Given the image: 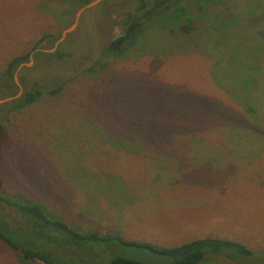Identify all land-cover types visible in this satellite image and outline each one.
I'll return each mask as SVG.
<instances>
[{"label":"rangeland","instance_id":"rangeland-1","mask_svg":"<svg viewBox=\"0 0 264 264\" xmlns=\"http://www.w3.org/2000/svg\"><path fill=\"white\" fill-rule=\"evenodd\" d=\"M146 2L98 0L77 19L88 3L0 0V73L28 53L0 80V98L21 91L0 104V193L141 246L235 238L252 254L201 264H264V0L167 2L108 52ZM47 33L61 35L35 46ZM33 84L41 97L13 109ZM16 253L0 239V264Z\"/></svg>","mask_w":264,"mask_h":264},{"label":"trees","instance_id":"trees-1","mask_svg":"<svg viewBox=\"0 0 264 264\" xmlns=\"http://www.w3.org/2000/svg\"><path fill=\"white\" fill-rule=\"evenodd\" d=\"M90 1L80 0V4L85 5ZM173 1L176 0H157L156 4L151 9H148L141 18L132 20L130 15L129 21L131 24L127 29V33L114 40L110 44L108 52H122L124 40L129 37H137L144 29L145 19L154 17L157 12L156 9L160 5ZM147 6L146 0H140L138 10L140 11ZM60 35L44 34L36 41L35 46L40 45L51 36L59 38ZM27 57L28 53H18L8 60L5 70L0 73V80L4 75H12L17 66ZM93 68H95V65H93ZM42 93L39 86L33 84L29 91L13 101L12 108L21 109L25 105L35 102L41 97ZM0 129L2 132L0 136L1 150L6 137V129L3 124H0ZM2 180L0 175V188L3 184ZM4 199L5 197L0 193V204L3 203L6 209L17 210L19 218H15L10 213L5 212L0 205V239L8 247L19 253V260L23 264H62L65 261L63 259L68 260L66 263L64 262L65 264H80L74 255L75 251L85 253L86 258L89 257L88 255H93L95 263H103L106 260L105 264H142L128 259L125 255V245L135 243L133 241L125 240L121 236L111 233L101 234L100 231L81 228L71 222L55 218L46 213L37 204L15 202L11 198L6 199V201ZM12 217L13 220H11ZM6 228L8 232L4 233L3 231ZM147 246L156 251L170 253L171 264H201L208 253L224 254L235 260H239V257H241L238 256L239 254H252L251 248L245 242L229 237L208 236L195 238L184 243L161 248H154L151 244H147ZM116 247H120L122 251L117 252ZM96 249H99V252ZM107 256L111 258L107 259Z\"/></svg>","mask_w":264,"mask_h":264},{"label":"water","instance_id":"water-1","mask_svg":"<svg viewBox=\"0 0 264 264\" xmlns=\"http://www.w3.org/2000/svg\"><path fill=\"white\" fill-rule=\"evenodd\" d=\"M98 0L89 2L86 6H84L77 14V19L82 15L84 10L86 8L92 7ZM77 21V20H76ZM76 23V22H75ZM76 24H73L72 26L66 28L61 37L58 39L56 46L65 39L66 35L71 32L72 28H74ZM21 94V91L11 97L7 98H0V104L5 103L6 101H10L12 99H16ZM125 255L128 259L134 260L137 262H140L142 264H171L172 258L170 253L166 252H160L153 250L150 246L144 245H138V244H127L124 247Z\"/></svg>","mask_w":264,"mask_h":264}]
</instances>
